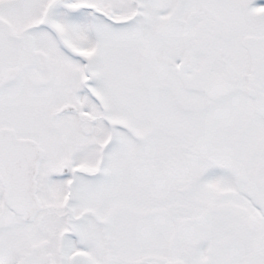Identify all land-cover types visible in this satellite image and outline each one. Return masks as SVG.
I'll list each match as a JSON object with an SVG mask.
<instances>
[{
  "label": "snow or ice",
  "instance_id": "obj_1",
  "mask_svg": "<svg viewBox=\"0 0 264 264\" xmlns=\"http://www.w3.org/2000/svg\"><path fill=\"white\" fill-rule=\"evenodd\" d=\"M0 264H264V0H0Z\"/></svg>",
  "mask_w": 264,
  "mask_h": 264
}]
</instances>
